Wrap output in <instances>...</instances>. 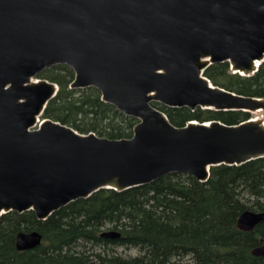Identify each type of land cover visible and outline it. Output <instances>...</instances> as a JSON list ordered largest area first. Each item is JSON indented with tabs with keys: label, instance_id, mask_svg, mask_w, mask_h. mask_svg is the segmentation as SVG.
I'll return each mask as SVG.
<instances>
[{
	"label": "water",
	"instance_id": "obj_1",
	"mask_svg": "<svg viewBox=\"0 0 264 264\" xmlns=\"http://www.w3.org/2000/svg\"><path fill=\"white\" fill-rule=\"evenodd\" d=\"M264 60V0H0V215L44 220L100 189L123 191L169 173L205 182L213 166L264 157V121L173 125L153 106L264 110V98L213 85V63L250 76ZM72 68L70 88H96L137 119L129 138L80 133L40 116L58 86L38 75ZM264 220L245 210L242 230ZM101 236L117 238L115 230ZM19 232L18 250L41 243ZM264 257V238L251 249Z\"/></svg>",
	"mask_w": 264,
	"mask_h": 264
},
{
	"label": "trees",
	"instance_id": "obj_2",
	"mask_svg": "<svg viewBox=\"0 0 264 264\" xmlns=\"http://www.w3.org/2000/svg\"><path fill=\"white\" fill-rule=\"evenodd\" d=\"M210 82L236 94L264 98V60L250 76L233 73L228 62L203 72ZM58 86L41 115L80 133L129 138L137 119L101 99L92 87L70 88L72 68L56 64L39 75ZM176 126L188 121L237 124L252 118L242 110L169 107L159 102ZM245 210L264 211V157L240 165H217L200 182L169 173L123 191L100 189L39 220L32 210L0 215V264H264L251 249L264 238V220L250 230L237 225ZM38 231L41 243L18 250L19 232ZM115 230L117 238L101 236ZM122 247L121 251L118 248ZM135 249V254L123 250Z\"/></svg>",
	"mask_w": 264,
	"mask_h": 264
},
{
	"label": "rangeland",
	"instance_id": "obj_3",
	"mask_svg": "<svg viewBox=\"0 0 264 264\" xmlns=\"http://www.w3.org/2000/svg\"><path fill=\"white\" fill-rule=\"evenodd\" d=\"M251 116H252V118H258V119H261V120L264 121V110L251 112ZM40 118H41V116H40ZM41 119H43V118H41ZM122 249H123L122 247H119L118 251H121ZM126 251H127L128 254H135L136 253V250L133 249V248L129 249V250H123L122 252L126 253Z\"/></svg>",
	"mask_w": 264,
	"mask_h": 264
}]
</instances>
